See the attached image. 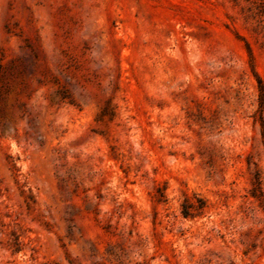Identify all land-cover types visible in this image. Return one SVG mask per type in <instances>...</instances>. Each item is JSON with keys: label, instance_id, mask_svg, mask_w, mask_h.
Returning <instances> with one entry per match:
<instances>
[{"label": "rangeland", "instance_id": "1", "mask_svg": "<svg viewBox=\"0 0 264 264\" xmlns=\"http://www.w3.org/2000/svg\"><path fill=\"white\" fill-rule=\"evenodd\" d=\"M262 123L264 0H0V264H264Z\"/></svg>", "mask_w": 264, "mask_h": 264}, {"label": "trees", "instance_id": "2", "mask_svg": "<svg viewBox=\"0 0 264 264\" xmlns=\"http://www.w3.org/2000/svg\"><path fill=\"white\" fill-rule=\"evenodd\" d=\"M262 127H263V138H264V123H262ZM185 216H187V213H184Z\"/></svg>", "mask_w": 264, "mask_h": 264}]
</instances>
